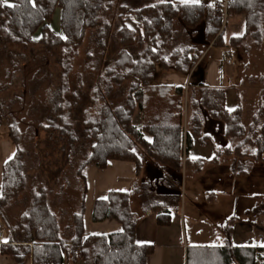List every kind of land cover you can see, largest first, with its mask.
I'll list each match as a JSON object with an SVG mask.
<instances>
[{
    "label": "trees",
    "instance_id": "16d2710c",
    "mask_svg": "<svg viewBox=\"0 0 264 264\" xmlns=\"http://www.w3.org/2000/svg\"><path fill=\"white\" fill-rule=\"evenodd\" d=\"M7 3L14 7L0 6L3 41L10 47L28 50L31 48L27 46L47 48L53 58L49 63L52 62L57 77L50 97L53 116L37 128L42 135L35 134L33 141L38 156L35 168L45 177L46 185H38L31 192L28 209L20 216L19 223L14 226L5 223L7 238L0 241V256L11 257L14 264H23L26 255L30 256L31 264H145L152 246L136 244L133 240L139 217L130 210L128 192H108L105 198H96L93 202L91 220H114L120 225L119 231L83 236L81 213L85 185L80 169L87 163L104 168L108 160H129L138 171L141 160L137 149L140 150L161 172L165 187L172 193L157 199L147 189L146 183L135 186L131 193H136L140 199L143 213L156 211L157 223L166 224L169 206L178 203L181 172L196 173L204 162L186 156L192 136L199 140L208 138L202 131L204 114L222 124L223 137L241 138L232 147L214 146L213 160L222 154L264 161L261 157L264 152V89L259 93L257 113L245 128L240 122V106L231 110L225 108L222 88L190 87L186 93L188 115L184 129L183 87L151 84L155 66L162 69L172 67L179 73H186L197 59L191 47L174 48L168 57L163 55L172 40L174 19L180 20L188 34L199 31L197 26L202 23L203 40L213 46L225 45L220 2L172 3L158 0L134 9L119 5V25L114 34L120 48L113 58L103 63L91 87L89 105L80 111L82 129L79 135L70 117L71 102L66 98L69 92L67 77L88 29L95 28L97 46H103L109 24L102 17L109 11V2L7 0ZM56 7L59 8L61 34L54 33L44 23ZM224 12L244 17L242 34L230 36L226 43L228 46L239 45L247 36L256 45L259 43L264 0H225ZM37 29L39 35L33 39ZM134 43L136 45L132 46ZM87 57L90 58L89 55ZM94 63L91 61L90 66ZM123 84L127 85V90L122 104L112 105L109 98L114 88L118 89ZM137 109L141 111L140 128L131 123ZM2 119L6 121L7 136L14 149L11 159L9 157L1 164L0 213L24 190L27 179L24 150L18 146V131L0 102V122ZM142 133L151 137L149 142ZM79 136L84 139L83 144L78 142ZM76 154L83 158L76 169L82 184L81 193L78 210L71 215L70 237L64 240L57 218L47 204V193L57 182L64 165ZM230 165L242 170L239 160L232 159ZM230 221L222 226L219 246H188L185 264H257V249L231 244Z\"/></svg>",
    "mask_w": 264,
    "mask_h": 264
},
{
    "label": "crops",
    "instance_id": "0c3cea01",
    "mask_svg": "<svg viewBox=\"0 0 264 264\" xmlns=\"http://www.w3.org/2000/svg\"><path fill=\"white\" fill-rule=\"evenodd\" d=\"M160 1L198 3L193 2V0ZM224 4L225 0H222V38L225 45L218 47L205 40L200 42L195 38L197 35L199 38H203L202 32L199 30L193 33L196 37H190L189 47L193 51L196 50L197 59L189 71L186 73H179L172 69L156 71L158 66H155L151 84L182 86L183 95L185 96L188 87L202 85L222 88L224 90L225 108L231 110L236 106H240V122L246 128L257 113L259 93L261 89H264V84H246L249 75L245 74L243 78L242 75H239L240 71L236 67L234 68L231 55L236 52L242 60V66H245L246 53H249L251 49L259 48L261 38L257 45L247 36L239 45L235 47L228 46L226 43L230 36L242 34L244 17L241 14H225ZM262 23L264 24V14L260 20L261 35ZM226 28L227 34L224 33ZM248 38L252 40L250 45L247 44ZM188 55L190 57L191 53ZM226 59L229 60V63L226 62ZM240 89L256 92L253 103L256 110L249 115L250 118L246 123L243 122V115L247 111L246 101L245 98L239 97L237 92ZM187 113V104H182V126L184 129ZM131 119L135 127H141V111L139 109L134 112ZM202 131L204 132V126ZM142 135L146 141H150L151 137L149 135L145 133H142ZM240 139L223 137V139L219 138L218 142H214L210 136L204 140L192 136L191 146L187 150L186 156L191 159L199 158L204 162L196 173L181 172L180 178L187 176L186 189L183 192V202L185 198L187 205H181L182 195L178 194L177 205L169 206L168 222L166 224L157 223L156 211L143 213L140 204L136 205L135 203L138 196L136 193H131L135 186L144 183L147 184V189L152 196L157 199L172 193L160 182L162 175L157 167L146 165L144 173L141 175V170L136 171L134 163L129 160H108L104 168H99L94 163L85 164L81 167L79 173L85 185L81 213L83 236L91 234L107 235L119 231L120 225L114 220L97 222L91 220L93 202L96 198H105L108 192H128L130 193V210L139 217L134 228L133 240L136 244H149L152 246V251L146 257L145 264H185L186 248L188 246H219L222 239V226L229 219H231V244L257 249V260L261 259V262H264V161H252L246 157L233 158V156L222 154H219L213 160L214 146L232 147ZM8 141H10L9 138ZM8 141L0 138V171L1 164L13 152V147L10 149ZM250 150L252 151L253 148L250 147ZM261 157L264 159V152ZM232 159L239 160L242 170L231 167ZM142 161L146 162L147 160L143 158ZM151 167H153V170ZM224 167L227 168L226 171H224ZM74 211L76 209L71 210L72 213ZM72 213H69V216L65 219L64 226L66 229L59 228L61 238L64 240L70 237ZM56 218L60 227L62 219L60 215H57ZM2 235L1 232L0 241H5L7 231L4 238H2ZM0 264L14 263L11 257L2 255L0 256ZM23 264H31L29 255L25 256Z\"/></svg>",
    "mask_w": 264,
    "mask_h": 264
},
{
    "label": "rangeland",
    "instance_id": "374dc122",
    "mask_svg": "<svg viewBox=\"0 0 264 264\" xmlns=\"http://www.w3.org/2000/svg\"><path fill=\"white\" fill-rule=\"evenodd\" d=\"M107 1L110 4V8L102 18L109 24V30L103 38V46L100 48L97 46L95 28L88 29L85 32L77 55L71 62V70L67 77L69 92L66 95V98L71 102L70 117L78 135L82 129V125L80 124V111L84 106L89 105L88 96L90 95L91 87L95 83L97 75L103 68V63L113 58L115 52L120 48L118 39L114 34L119 25L117 7L123 5L134 9L152 4L158 0ZM179 2L180 1L176 3ZM197 2L214 4L217 1L197 0ZM218 2H220L221 5L222 0ZM44 23H46L54 33L61 34V28L59 26V9L57 7L54 8L50 18L45 20ZM261 26L263 29L260 46L255 50L251 49L250 52L247 51L249 53H246L245 56V66H242V60H240L236 52L231 55L234 68L236 67V69L240 71L239 75H242V78L245 74L249 75V80L246 83L248 85L264 84V24L262 23ZM197 28V30L202 29L203 24H199ZM172 31L173 35L171 43L163 51L165 57H168L171 50L174 48L182 49L189 47L190 37H196L194 34L187 33L188 30L181 24L178 18L174 19L172 22ZM224 33L227 34V28L224 30ZM38 35L39 30L37 29L33 33L32 38L36 39ZM2 37V32L0 30V102L6 107V112L11 117L18 131V146L24 150V172L27 175L24 190L0 213V229L3 233L2 238H4V234L7 231L5 223L13 226L19 223L20 216L26 213L28 209L31 192L38 185H46L45 177L38 173L37 168H35L38 156L37 151L33 147V141L35 134H38V136L42 135L41 131L37 132V128L39 129L41 125L46 123V119L53 116L50 97L57 76H55L56 74L53 72L52 62L49 63L53 58L47 48L43 46H27L31 48L28 50V48L10 47L3 41ZM195 39L200 42L203 41L198 35ZM251 42L252 40L248 38L247 44L250 45ZM135 45V43L132 44V46ZM193 54L196 55V50L193 51ZM87 55L90 56L89 59ZM93 60L95 63L94 66L91 67L90 62ZM156 69V71H159L162 68L156 67ZM167 69L174 70L172 67H168ZM126 86V84H123L118 89L114 88L113 94L111 93L112 96L109 98L112 105L122 104L127 90ZM237 93L239 97L245 98L246 101L247 111L243 115V122L246 123L250 118L249 115L256 110V108H254L255 105L253 107L256 92L253 90L240 89ZM184 96L185 95H183L182 104L186 105V96L185 100ZM203 120L205 134L212 137L214 142H218L217 140H219V138L223 139L222 124L220 122L210 119L206 114H204ZM5 122V119H2L0 122V138L8 141ZM8 142L10 149H12V143L10 141ZM78 142L83 144L84 139L79 136ZM137 153L141 160L139 169L141 170L142 175L146 165L151 166L154 164L150 159L145 157L140 150L137 149ZM143 158L147 161H142ZM82 159L83 158L80 154L74 155V158L64 165L63 171L57 182L54 185H51L52 187L47 193V204L51 212L55 216L60 215L62 219L61 226H58L61 229H66L64 226L65 219L69 216V213H72L71 210H78L82 184L76 174V169ZM151 169L153 170V167H151ZM224 169V171L227 170L225 167ZM186 177L180 178V190L178 193L182 195L181 205H187L185 198L183 202V192L186 189L187 181ZM160 182L165 185L163 179H161ZM135 203L136 205L140 204V199L138 197ZM63 231L65 232V230ZM257 262V264H264V262H261V259H258Z\"/></svg>",
    "mask_w": 264,
    "mask_h": 264
},
{
    "label": "snow or ice",
    "instance_id": "6c2138e0",
    "mask_svg": "<svg viewBox=\"0 0 264 264\" xmlns=\"http://www.w3.org/2000/svg\"><path fill=\"white\" fill-rule=\"evenodd\" d=\"M193 2H197V0H193ZM5 4H7L8 7H14L13 4L7 3V0H0V6H4ZM33 6H35V4H33Z\"/></svg>",
    "mask_w": 264,
    "mask_h": 264
},
{
    "label": "built area",
    "instance_id": "2783aa9c",
    "mask_svg": "<svg viewBox=\"0 0 264 264\" xmlns=\"http://www.w3.org/2000/svg\"><path fill=\"white\" fill-rule=\"evenodd\" d=\"M226 62H227V63H229V60H228V59H226ZM0 235H1V231H0Z\"/></svg>",
    "mask_w": 264,
    "mask_h": 264
}]
</instances>
